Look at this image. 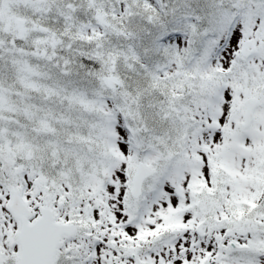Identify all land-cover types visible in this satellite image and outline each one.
Instances as JSON below:
<instances>
[{
	"label": "snow or ice",
	"instance_id": "1",
	"mask_svg": "<svg viewBox=\"0 0 264 264\" xmlns=\"http://www.w3.org/2000/svg\"><path fill=\"white\" fill-rule=\"evenodd\" d=\"M0 264H264V0H0Z\"/></svg>",
	"mask_w": 264,
	"mask_h": 264
}]
</instances>
